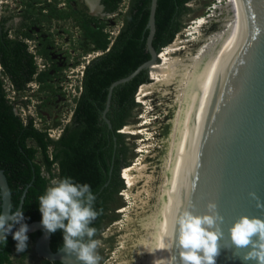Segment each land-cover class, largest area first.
<instances>
[{
	"label": "trees",
	"instance_id": "obj_1",
	"mask_svg": "<svg viewBox=\"0 0 264 264\" xmlns=\"http://www.w3.org/2000/svg\"><path fill=\"white\" fill-rule=\"evenodd\" d=\"M71 1L74 0H65L67 7L63 8H58L59 0L37 8V0H25L19 25L15 28L7 25L12 20L11 15L0 16V168L11 192V209L14 211L22 201L25 223L41 221L38 197L48 186L46 176H72L80 183H88L96 197L94 208L103 210L91 225L98 229L97 238L106 224L116 220L113 210L123 206L115 201L124 187L120 170L129 165V158L134 154L132 145L125 140L129 135L120 130L131 122L133 109L140 106L134 94L141 84L150 81L148 70H141L129 81L113 88L105 114L111 128L107 127L101 112L109 84L149 58L145 39L150 0H128L121 25L112 39L103 20L71 9ZM122 1L101 0V3L104 11L111 14L117 12ZM191 1L157 0L151 42L157 52L170 44L183 27V16L192 11L188 5ZM52 19L71 21L78 28V37L71 39V47L79 49V56L99 52L84 66L79 81L80 93L72 98L69 121L61 126L57 138L49 137L47 128H38L33 116H21L18 107L27 103L18 96L10 98L6 86L10 84L17 95L26 93L31 82L37 85L39 92H55L52 79L61 67L55 65L46 48L51 43L50 38H38L36 53L48 63L39 71L24 42V38L33 39L35 34H40L41 30L35 32L32 26L40 28ZM9 31L14 34L9 36ZM114 202L116 204L111 205ZM27 235L28 247L24 252L16 251L12 236H7L6 246L0 241V264H11L13 254L18 256L16 259L20 263L26 259L39 231ZM49 245L53 251L63 246L62 230L50 233ZM42 264L62 263L44 259Z\"/></svg>",
	"mask_w": 264,
	"mask_h": 264
},
{
	"label": "water",
	"instance_id": "obj_2",
	"mask_svg": "<svg viewBox=\"0 0 264 264\" xmlns=\"http://www.w3.org/2000/svg\"><path fill=\"white\" fill-rule=\"evenodd\" d=\"M248 4L250 16L218 32L192 71L171 176L150 245L168 242L176 230L179 211L189 208L202 214L208 202L215 201L224 217L215 264H256L243 259L248 249L232 245L229 228L241 215L264 218V208H258L250 196L255 192L264 203V0H250ZM156 6L157 0L149 1L145 39L149 58L108 86L101 112L108 128L111 123L105 114L113 88L157 63L158 52L151 43ZM0 199V213H7L11 192L1 168ZM21 202L16 209H21ZM27 225V234L39 231L31 244L38 257L82 264L63 246L56 251L50 248V233L41 221ZM16 229L13 227L7 236ZM41 242L44 247L39 248ZM171 252L179 260L175 245ZM169 255L167 250L148 252L145 264H154L155 259Z\"/></svg>",
	"mask_w": 264,
	"mask_h": 264
},
{
	"label": "rangeland",
	"instance_id": "obj_3",
	"mask_svg": "<svg viewBox=\"0 0 264 264\" xmlns=\"http://www.w3.org/2000/svg\"><path fill=\"white\" fill-rule=\"evenodd\" d=\"M24 1L25 0H23L22 4L19 5V3L16 1L11 0L10 9H0V16L10 14L13 17L9 22V26L15 28L19 25L18 23L20 20V15L23 12ZM41 2L43 3L39 4L38 6L43 7L50 3V0H41ZM86 2L88 3V0H86ZM224 2L225 0H192L188 3V5L192 8V11L183 16V27L173 39L174 41L179 37L181 41H188L183 44L184 46L180 50L176 51L177 54L175 55L177 57L184 58L188 54L194 52L198 46V43L204 40L206 35L218 28V25L216 24H209L202 27L199 34L195 31V29H192L195 25V21L197 20L196 18L202 16V14H210L213 9H215L214 7ZM57 5L58 8L67 7V4L64 6L62 0H59ZM127 5L128 0H123L117 12L105 15L98 14V17H101L99 19L105 22L106 31L109 33L111 39L117 33L121 25L122 14L126 10ZM84 6H86L85 0H74L70 2L71 9L84 12V9L86 10ZM87 11L89 13H94L92 8L90 10L87 9ZM50 22L51 21L41 25V32L38 34V36L39 38L46 37V32L43 31L44 28H49L51 33L53 32L52 37L56 42V45H53L50 55L52 60L55 61V65L61 67V69L57 72L58 75L52 79L55 92L49 94L39 92L37 90V85L33 84L26 93L17 95L10 91L9 95L11 98L18 96L19 99L26 101V106L21 107L20 105L18 107L22 117L31 115L35 117L36 126L38 128H51L57 130L69 120L70 114L72 112L73 102L72 98L70 97V93L71 88L77 84L79 70L81 68L80 64L85 63V58L90 59L98 53L92 52L79 56V49L70 47L71 42L68 40L70 30H72L74 37H78L77 28L73 27L71 21H60L56 22L55 24L53 22L52 25H50ZM33 28L36 32L40 30V28L36 26ZM192 32H194V34ZM10 35L12 36L13 32H11ZM31 45L33 46L34 43L31 42ZM65 48H67L66 56L64 53ZM164 49L165 47H163L160 51L162 52ZM50 71L53 72L52 69ZM147 73L149 76V71H147ZM152 82L153 81H151V83ZM6 85L8 84L6 83ZM170 87L172 88L173 86L171 85ZM167 88L169 87H166L165 89L158 83L154 84L151 88V93L144 98L142 102L143 104H140L139 107L133 109V117H131V122L125 126L127 127V129H124L125 132H128V129L139 128L138 134H128L129 136L125 138L126 143L128 145H132V152L134 154L132 158H129V164L138 163L140 161L143 162L146 165L144 168V174H149L150 177L148 185L146 186V191L145 188H143L139 183L131 189L133 191L132 197L128 196V198H126L124 193L128 190V188L125 187L126 185L124 186L125 189H122L118 193V197L115 199V201L116 203L120 202L122 205H126L125 211L123 212V210H121L122 206L114 209L113 214L116 215V220L110 221L108 224H106L96 238L100 239L103 243V246L97 249L99 255L102 257L100 264H134L135 261H137L135 260V257L132 253L133 248H131V244L134 242V240H136V237L139 236L140 233L132 235L134 232L133 228H137V224L139 223L140 219L144 218L145 215L150 212L151 205L153 203V196L156 193L158 185L160 184L159 171L161 169L158 168V165H161V163L158 159H160L161 156L159 150L156 148V145H159L158 141L161 138L159 135H161L162 129L166 124L165 122L167 121L168 108L174 101V99L171 97V90ZM137 90L135 92L136 95L134 94V98L136 99L138 96ZM163 91H168V94H164ZM55 122H57V124L52 125V123ZM128 133H130V131ZM116 203L114 202L111 205H115ZM134 205L141 206V208L136 210L135 207H133ZM31 244L29 249L31 258L30 261L26 262L24 260L20 263V261L16 259L15 261L13 260L12 264H37L40 260H44L35 254Z\"/></svg>",
	"mask_w": 264,
	"mask_h": 264
},
{
	"label": "clouds",
	"instance_id": "obj_4",
	"mask_svg": "<svg viewBox=\"0 0 264 264\" xmlns=\"http://www.w3.org/2000/svg\"><path fill=\"white\" fill-rule=\"evenodd\" d=\"M76 85L74 89L78 90ZM73 97L78 96L71 98ZM134 100L143 104L138 97ZM121 130H124V127ZM121 130L120 132L132 134ZM45 178L49 181L48 186L38 197L43 227L48 233L62 230L64 251L74 255L82 264H100L102 257L97 249L102 247L103 243L95 238L98 229L91 225L103 214V210L94 208L96 197L91 186L76 181L72 176ZM120 178L125 186L121 173ZM250 196L257 201L258 208H264V203L260 202L255 192H251ZM24 221L23 209L12 211L9 206L7 213H0V241L4 246L7 244V234L18 225L12 233V238L16 241V251L24 252L27 249L28 225ZM223 221L224 217L218 211L215 201H209L207 211L202 214H196L189 208L179 211L175 220L176 230L168 237V242L161 240L148 248L150 253L158 250H167L170 253L167 257L155 259L154 264H215L220 248L218 241L223 236L220 227ZM229 232L232 245L237 249H248L243 255L244 260L264 264V218L241 215L232 223ZM174 245L178 249L179 260L171 252Z\"/></svg>",
	"mask_w": 264,
	"mask_h": 264
},
{
	"label": "bare ground",
	"instance_id": "obj_5",
	"mask_svg": "<svg viewBox=\"0 0 264 264\" xmlns=\"http://www.w3.org/2000/svg\"><path fill=\"white\" fill-rule=\"evenodd\" d=\"M247 1L248 0H225L224 3L214 7L215 9H213L210 14H205L196 18L197 20L195 21V25L192 29H195L198 34L202 27L209 24H216L218 25V28L213 30L210 34L206 35L204 37V40L198 43V46L195 51L188 54L184 58H179L175 54H177L176 51L180 50L184 46L183 44L188 40L181 41L178 37L173 42L165 46L164 51L158 52L157 63L154 64L153 67L149 70L150 82H148L147 84L144 83L140 85L137 90V97L140 99L141 102H143L144 98L151 93L152 86L158 83L162 85L165 89L166 87H169L167 89L171 90V97L172 99H174V101L172 102V105L168 108V117L167 121L165 122L166 125L162 129L161 135H159V137H161L158 141L159 145H156V148L159 150L161 156V158L158 159L161 163V165H158V168L161 169L159 171L160 184L158 185L156 193L153 196V203L151 205L150 212L145 215L144 218L140 219L139 223L137 224V228H133L134 232L132 235L140 233V235L136 237V240H134V242L131 244V248H133L132 253L135 257V260H137L134 264H145L147 259L148 248H150L152 242L154 231L157 225V221L171 176L192 71L196 66L198 60L200 59L202 53L204 52L205 48L218 32H220L233 22L250 16L249 13L251 12V9L248 4L250 0L248 2ZM192 33L194 34V32ZM151 81L153 82L151 83ZM171 85L173 86L172 88L170 87ZM163 92L164 94H168V91ZM125 126L124 129H127V127ZM128 130L134 134L139 133V128ZM145 167L146 165L140 161L134 164L130 163L129 165L125 166L120 172L121 177L125 180V187L128 188V190L124 192L126 198H128V196H133V191L131 189L139 183L142 185L143 188H145L146 191V186L148 185L150 175L144 174ZM125 187L123 189H125ZM138 205H134L133 207L138 210L141 208V206ZM125 207L126 205H123L121 207V210H123V212L125 211ZM40 247H44L42 242L39 248ZM73 262L74 261L71 260L72 264H74Z\"/></svg>",
	"mask_w": 264,
	"mask_h": 264
},
{
	"label": "flooded vegetation",
	"instance_id": "obj_6",
	"mask_svg": "<svg viewBox=\"0 0 264 264\" xmlns=\"http://www.w3.org/2000/svg\"><path fill=\"white\" fill-rule=\"evenodd\" d=\"M53 0H50V2H52ZM43 2H41V0H37V8H39V7H41V6H38L39 4H42ZM62 3H64V6L66 5V2H65V0H62ZM89 3V4H88ZM88 3L86 2V0H85V4H86V6H84L85 8H86V10L84 9V13L85 14H87V15H92V16H98V14H108V13H106L105 11H104V6L102 5V3H101V0H88ZM22 4V3H21ZM92 8V10L94 11V13H89L88 11H87V9H91ZM6 15H8V14H6ZM10 15V14H9ZM13 18V17H12ZM99 18H101L100 16H99ZM9 22L10 21H8V25H9ZM53 22H54V24L56 23V22H60V21H58V20H56V19H52L51 20V22H50V25H52L53 24ZM33 27H35V26H32V29L34 30V28ZM73 27H76V26H73ZM77 28V27H76ZM40 30H41V28H40ZM39 30V31H40ZM35 31V30H34ZM43 31H45L46 33V36L47 37H49L50 38V40H51V43L50 44H48V45H46V48L48 49V53H49V55L51 54V52H52V47H53V45H56V42L53 40V37H52V33H51V30H49V28L48 29H43ZM10 32H13V31H10ZM36 32V31H35ZM70 32V35L68 36V40H69V42H71V39L73 40V39H75L76 37H74V34H73V32H72V30H70L69 31ZM13 34H14V32H13ZM77 35H78V28H77ZM38 38H39V36L37 35V34H35L34 35V38L33 39H29V40H31L33 43H34V46H35V48L37 47V45L40 43L39 41H38ZM70 47H71V43H70ZM67 48H65L64 49V53H65V56L67 55V50H66ZM50 58L52 59V57H51V55H50ZM55 62V61H54ZM12 257V262H13V260L15 261L16 260V258L18 257V256H16V255H12L11 256ZM30 254H29V251H28V253H27V257H26V259H25V261L26 262H28V261H30ZM37 263V262H36ZM12 264V263H11ZM37 264H42V260H40L39 261V263H37Z\"/></svg>",
	"mask_w": 264,
	"mask_h": 264
},
{
	"label": "built area",
	"instance_id": "obj_7",
	"mask_svg": "<svg viewBox=\"0 0 264 264\" xmlns=\"http://www.w3.org/2000/svg\"><path fill=\"white\" fill-rule=\"evenodd\" d=\"M11 0H0V9L1 8H8V9H10L11 8V2H10ZM14 1H16L17 3H19V5L22 3V1L23 0H14ZM10 31L8 32V34H9V36H11L10 35ZM24 42L27 44V48H28V50H29V52H31L32 54H33V57H34V60H35V63H36V65H37V68H38V71L39 70H41V69H43L46 65L48 66V64L47 63H45L44 62V60H43V58L39 55V54H37L36 53V48H35V46L33 45H31V40H29V39H26V38H24ZM96 53V52H95ZM98 53V52H97ZM97 55V54H96ZM42 59V60H41ZM84 59V58H83ZM41 62H40V61ZM85 63H81L80 64V66H81V68H80V70H79V77H78V80H77V84H78V90H75L74 89V87L73 88H71V96L70 97H72V96H78L79 95V92H80V78H81V76H82V71H83V69H84V66H85V64L88 62V59H86L85 58ZM8 84V83H7ZM36 85L35 83H29V85L30 86H32V85ZM7 86V90L10 92H13L12 91V89H11V87H10V84H8V85H6ZM67 90H68V88H67ZM14 93V92H13ZM11 98V97H10ZM34 123H35V125H36V121H35V117H34ZM57 132V133H56ZM61 132V127L59 128V129H48L47 130V134H48V136L49 137H51V138H57L58 137V135H59V133Z\"/></svg>",
	"mask_w": 264,
	"mask_h": 264
}]
</instances>
